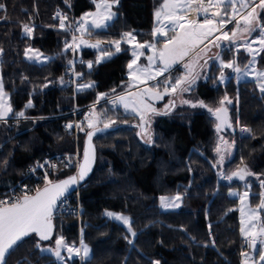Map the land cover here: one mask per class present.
Segmentation results:
<instances>
[{"label":"trees","instance_id":"trees-1","mask_svg":"<svg viewBox=\"0 0 264 264\" xmlns=\"http://www.w3.org/2000/svg\"><path fill=\"white\" fill-rule=\"evenodd\" d=\"M0 3L6 6V11H0V70L13 113L61 115L73 104L85 106L97 94L107 95L125 87L130 58L125 46L110 59L94 63L91 70L83 64L82 83L92 81L95 87L77 90L73 97L72 87L65 81L71 54L70 50L63 51L68 37L54 17L59 11L67 17L66 24L72 23L92 7L90 0ZM154 5L155 0H119L114 21L91 34L110 41L133 31L138 40L144 41L149 38ZM25 23L33 25L31 36L22 33ZM27 47L38 49L50 59L42 64L26 60ZM230 51L224 52V57L229 58ZM80 56L84 62L93 59L94 52L83 49ZM218 72L219 67L212 64L208 81L197 84L193 91L209 106L216 105L225 95L233 101L227 105L228 119L235 129L230 132L227 127L223 131L234 139L235 149L221 175L247 166L255 176H247L246 181L219 180L213 153L216 119L211 112L194 110L187 122L160 114L145 141L137 136L140 127L135 115L106 106L104 111L113 116L117 127L93 138L95 166L78 190L83 240L90 247V257L58 262L51 253L36 248L37 238L32 234L10 252L7 264H153L157 260L160 264H241L243 238L238 199L231 197L228 190H244L247 182L254 201L264 191L260 188L264 178V94L250 82L235 84L230 79L224 85L217 83ZM60 78L64 80L62 84ZM29 100L33 107L25 108ZM67 119L57 116L41 120L30 131H15L13 127L6 130L0 145V191L14 185L29 163L48 153H65L72 148L70 137L61 127ZM237 126L250 131L239 135ZM71 174L73 170L61 169L54 180ZM172 193L182 195V208L161 211L159 195ZM105 210L130 217L137 233L134 244L128 243L125 237L130 239L129 233L120 223L104 215ZM53 222V238L63 236L68 243H77L75 218L54 215Z\"/></svg>","mask_w":264,"mask_h":264},{"label":"snow or ice","instance_id":"snow-or-ice-1","mask_svg":"<svg viewBox=\"0 0 264 264\" xmlns=\"http://www.w3.org/2000/svg\"><path fill=\"white\" fill-rule=\"evenodd\" d=\"M67 3L68 0H65ZM96 4V10L94 12L86 13L80 18L75 28H72V24H66L67 17L57 11L54 19L58 18L60 21V28L65 31H72V39L70 42H65L64 52L71 50L77 52L82 46L97 49L100 55L96 60L88 61L87 68L91 70L94 63L99 64L107 59H110L115 53H119L121 49V43H128L132 45L133 59L128 63L129 69V87H136L139 84H147L150 80H156L160 76H164L169 72L174 64L189 58V62L185 63L184 67L187 69L185 74L181 77L175 78L173 81L171 77H166L163 84V93L158 90L159 85L156 88L145 87L135 93H128L127 95H120L117 99L124 104L126 110L131 107V111L140 116L141 121L144 120V112L152 111L156 112L149 103L148 99H162L164 95L175 93L178 89L181 92H188L192 86L196 83V80L200 78V73L195 71L197 66H200V53L206 54L207 45L205 41L213 43L215 47H222L218 41L221 36L224 40H228L230 43H236L238 40V33H247L252 36V33L257 32L258 35L251 39L244 41L243 44L236 43L235 55L232 60L225 61L220 53H217L214 59L219 62L220 74L217 78L220 83L225 82L229 77L225 70L231 69L232 72L237 74L239 79L240 75L252 74L257 84L258 90L264 94V70H260L256 67V57L261 53H264V24L259 22V16L256 13V8L264 9V0H207L208 7H205V0H163L160 8L154 12L156 20V26L153 28L152 35L155 38L157 35L164 36L166 39L163 42L162 47H157L156 43L144 42L134 43L136 40L135 35L132 32L122 33L121 39L109 41L110 47H103V42L96 40L95 43H89L83 39L85 35H91L92 29H103L107 27L108 21L113 20L117 15L112 11L114 5L119 4V0H93ZM195 5V9H193ZM71 5L69 4V7ZM215 8L211 17L205 18L202 22L198 20L187 19V15L190 11L195 10L198 14L203 12L207 17L209 8ZM241 9H244L241 12ZM0 11H6V6L0 3ZM240 17L237 19V17ZM167 21V24L164 21ZM235 22L236 27L229 34L228 31L223 29L229 24ZM170 26V27H169ZM168 29L173 35L168 36ZM23 31L26 36H31L33 28L28 24L23 25ZM76 33L80 34V38L76 36ZM220 33V35H214ZM212 38V39H210ZM204 45V47H201ZM256 45V47H254ZM241 48L249 55L247 63L241 68L237 62L236 56L239 55ZM114 49V52L112 51ZM144 49L152 50V55L147 56V65H138L137 61L140 57L144 56ZM3 49H0L2 54ZM25 56L29 60L42 62L49 58L43 57V54L38 49L28 48L25 50ZM74 61H69V65L73 66ZM81 63H84L81 61ZM207 64V61H204ZM202 67V66H201ZM74 72V67H73ZM77 79L83 77V73H75ZM26 79V78H25ZM61 78V83H63ZM47 87V85H44ZM95 87L94 82L86 84H79L77 90L81 91L88 88ZM115 91V90H113ZM105 94H99L97 100L104 98ZM237 103L239 96L237 95ZM182 103L189 104L191 107H208L200 101L198 104L189 100H183ZM221 107L211 108L208 107V111L216 115L217 120L220 123L217 125V131L221 129V125L228 128H232L233 125L228 119V109L224 107L225 103L232 104L233 101L225 95L220 100ZM33 107L31 100L27 102L25 108ZM94 107V106H93ZM167 108V105H166ZM15 116L24 117V111L13 113V109L7 100V93L4 90L3 78L0 77V122H6L9 114ZM87 119V118H86ZM97 119L93 117V120ZM93 120H89L88 127L93 128ZM116 123L115 120L107 118V122L104 123V129H108ZM236 124L239 125V118L236 119ZM71 129L74 125H66ZM80 128V125H75ZM83 131V128H81ZM97 131L102 129L96 128L95 131L87 133L88 143L84 149L83 160L77 165V175L70 176L64 180L53 181L48 178L47 172H45L44 180L45 184L43 188H37L34 195L24 194L22 197H17L12 201H0V264H7V257L10 252L18 246L26 237L35 234L38 237L36 241V248L40 251H47L55 256L59 261L72 260L74 257H79L81 261L87 260L90 255V249L84 243L83 229H81V239L79 240V247L75 243H68L63 236L55 238V247L44 248L41 245V241H50L53 239L54 224L53 213L58 202H62L61 198H65L69 190L83 181L91 171L92 161L94 159V148L91 145L92 136ZM241 132H248L243 126L240 127ZM221 141L224 145L222 151L218 144L216 152L219 155V162L222 164L226 152L232 147L228 141ZM234 143V142H233ZM5 164L7 161L4 162ZM47 163V162H45ZM71 164L69 160L66 166ZM41 168L43 164L39 165ZM216 166V165H214ZM55 167V165H50ZM247 166L238 171H234L231 174H222V178L228 181L238 179L240 181H246L247 176H255ZM259 179V177H257ZM250 185L246 182L245 188L247 189L243 194L238 192H231V196H238L241 201V228L240 232L246 241H250L251 246L255 251L256 244L264 245V221L261 220L259 213L264 210V191L259 193L260 204L257 208L246 206V202L250 196ZM260 188L264 189V179L260 180ZM183 197L177 194L174 197H160L161 208L174 209L179 208ZM107 217H110L123 225L127 226V231L133 239H128L129 244H134V238L137 233L132 228V221L128 216L122 214H116L112 212H105ZM247 217V219H245ZM260 222L259 230H256V223ZM211 228V226H209ZM194 239V238H193ZM214 245V241H213ZM62 253H67L65 257ZM245 257V264H247L250 257L247 253H243ZM258 258L261 264H264V246L259 249ZM252 264H256L255 258L252 257ZM153 264H160V261H153Z\"/></svg>","mask_w":264,"mask_h":264},{"label":"rangeland","instance_id":"rangeland-1","mask_svg":"<svg viewBox=\"0 0 264 264\" xmlns=\"http://www.w3.org/2000/svg\"><path fill=\"white\" fill-rule=\"evenodd\" d=\"M90 2L92 4V7L89 10H87V11L83 12L82 14H80L79 16H77L74 19V21L71 23L73 29L76 26V24L74 22H78L80 20V18L82 16H84L86 13L94 12L96 10V4L93 2V0H90ZM96 2L98 3L99 0H96ZM256 2L258 3L257 0H256ZM162 3H163V0H155V5H154L153 11H152V24H151L149 38H147L144 41H140V40H138L137 36L135 35V33L133 31H126V32H132L135 35L136 40L134 41V43H136V42H138V43L152 42V43H156L157 47H162L163 46V42L166 39V37L157 35L154 38L153 35H152L153 28L156 26V20H155V17H154V12L158 8L161 7ZM116 7H117V5H114L113 8H112V11L115 12V13H116ZM205 7H208L207 0H205ZM193 9H195V5H193ZM213 11H216V9L210 7L209 8V12H208L207 17H206L203 12H200L198 14L195 10H192V11H190L188 13L187 19L198 20V21L202 22L205 18L211 17V14H212ZM243 11H244V9H241V12H243ZM256 13L259 16V22L261 24H264V9H261V8L257 7L256 8ZM115 18H116V16L113 18V20L108 21L107 26L110 23H112ZM239 18L240 17H237V19H239ZM164 23L167 24V21L165 20ZM25 24H27V23H25ZM25 24H23V25H25ZM229 24L223 30L224 31H228L229 34H231V31L236 27V25H235V22L229 23ZM28 25L31 26V27L33 26L32 24H28ZM59 29H61V28H59ZM103 29H105V28H103ZM103 29H92L91 33H92V31H99V30H103ZM63 31L66 33V35L68 37V42H70L71 39H72V35H73L72 31H65V30H63ZM165 31H167V35L168 36L173 35V33L171 31H169L168 29H165ZM258 32H259V29H257V32L252 33V36H249L247 33H238V37L239 38H238L236 43L243 44L244 41L251 40V39L255 38L258 35ZM22 33L24 34V31H22ZM214 35H220V33H215ZM76 36L78 37V39L80 38V34L79 33H76ZM82 38L87 40L89 43H95L96 40H100V41L103 42V47H105V48L110 47V45L108 44L109 41L98 39L97 37L92 36V34L91 35H85ZM119 39H121V37L116 38L114 40H119ZM210 39H212V38H210ZM114 40H110V41H114ZM218 43H220L222 47H215L213 43H209L208 41H205V44L207 45L206 54L204 52L200 53V57H201L200 66H197L195 68V71L200 73V78L196 80V83L192 86L191 90L188 91V92H181L178 89L175 93L164 95L162 99H154V98L153 99H148L147 103H149L153 108H155L156 112H152L150 110L149 111H145L144 112V120L142 122L140 116H138L134 112H132L131 111V107L128 110H126L125 107H124V104L122 102H120L117 99V97H119L120 95H127L130 92H132V93L138 92L140 89L145 88V87L156 88L158 85H159L158 90L161 93H163V84L165 82V78L166 77H171L172 80L174 81L175 78L183 76L185 74V72L187 71V69H185L184 65H185V63L189 62V58L186 57L184 60L179 61L176 64H174L172 66V68L169 70V72L165 73L164 76H160L156 80H150V81L147 82V84H139L137 82L138 86L130 88L129 87V84H130L129 69H128L127 65L133 59V56H132V45L122 42L121 43V49H122L123 46L127 47L129 55H130V58H129L127 64H126L127 82L125 84V87L122 90L118 91V92H112V93L107 94V95L105 94L104 98L99 99V101L97 100L99 94H97L95 96V99L91 103H89L88 105H85V107L87 108V113L90 114V118L87 119L85 121V124L82 125L81 128H83V131L81 130V128H78V130H79L78 134H73V135L68 134V132H66L63 129V127H62V122L63 121L61 122V127H62L63 131L65 132V134L70 137V141H71V144H72V148L68 152L79 151V153H81V156H82V146H83L84 135L90 129H92V128L88 127V122H89V120H93V117L97 118V119L93 120L94 127L103 126L104 123L107 122V118H111L113 120V116L106 114V112L104 111V108L105 109L107 108L106 106H109V107H112V108L119 107L124 113L135 115L138 118V124H139V127H140V129L138 131L140 132V137L143 140H145V141H147L149 139V137H150L151 126L153 124L154 119L160 114L170 115L172 118H178L179 120L187 122L188 121L187 120V116L192 114V112L194 110H205V111H208V107H211L213 109L221 107V105L219 103L221 99H219L218 103L216 105H214V106H209L207 103H205L203 101V103L205 105H207L208 107H199V106H197V107L194 108V107H191L189 104L182 103L183 100H189V101L195 102L197 104L200 101H202L194 94L193 90H194V87L197 84L208 81L209 75H210L209 70H210V67H211L212 64L214 66L219 67V62L214 59V57L216 56L217 53H220L222 58L226 62L233 59V56L235 55L236 43H230L228 40H224L222 36H221V39L218 41ZM201 47H204V45H201ZM254 47H256V45H254ZM28 48H31V47H27L26 49H28ZM31 49H34V48H31ZM83 49H90V50H92L94 52L93 59L86 60V61L84 60V63L86 65H87L88 61H93L94 62L96 60L97 56L100 55V52L97 49H93V48L85 47V46H82L75 53L70 50V54L71 55H70L69 61H74L75 63H74L73 66L68 65L67 70H66V74L67 75H66L65 81H66V83L68 85H71L72 92H73V97L75 96V93L77 91V86L79 84H86V83L92 82V81H88V82H83L82 83V81L84 80L83 79L84 76L81 79L75 78L73 83H71L69 81L70 75L68 74V69L70 67H71L70 71H71L72 74H74V72L75 73H82V68H83V64L84 63H81V61H83V60H82V58L80 56V53H81V51ZM25 50H24V58L26 60L30 61V62H34V63H37V64H42V63L47 62L50 59L49 55L39 51L40 53L43 54V57H47L49 59L43 60L42 62L29 60L25 56ZM229 50H231L230 51L231 52V54H230L231 56L229 58L224 57V52H228L229 53ZM112 51L114 52V49H112ZM143 51H144L145 55L140 57V59L137 61L138 65H147V63H148L147 56L152 55V50H150V49H144ZM114 54H116V53L114 52ZM236 59H237V62L239 64V66L241 68H243L244 65L247 63L248 59H250V57L244 51V49L241 48V50L239 52V55L236 56ZM205 60L207 61V64L204 63ZM256 60H257L256 67L258 69H260V70H264V53H261L260 55H258L256 57ZM73 67H74V72H73ZM225 72H226L227 76L229 77V79H227L223 83H220L218 81V79H217V83H220V84L224 85L230 79H232L235 84H239L241 82H250V83H253L255 85V87L257 88V90H258L257 84H256V82H255V80L253 78V75L251 73L248 74V75L241 74L239 79H238L237 78V74L232 72L231 69H226ZM219 74H220V70H219V72L217 74V78L219 77ZM0 77H1V70H0ZM215 83H213V84H215ZM59 84H62L61 83V78L59 79ZM7 100H8V103L10 104L8 95H7ZM166 105H167V108H166ZM83 107L84 106H77L76 104H73V107H72L71 110H69V111H67V112H65V113H63L61 115L59 114V115H49V116L38 115V114L35 115V116H28L27 114H25L24 117H19V116H15V115L10 113L9 116L7 117V119H6V122H0V145L4 142L3 139H4V136H5V133H6V130L9 127H13L15 131H20L22 129H26L27 131H30V130L33 129V127L39 121L45 120V119H50V118H55L57 116L68 117V119L64 120V121H67L69 124H72V122H73L72 111L74 109L78 110L79 108H83ZM224 107H226L228 109V114L230 116V107L227 105V103H225ZM81 112H83V111H80V113L78 115H80ZM214 125L216 127V122L214 123ZM112 126H114V125H112ZM234 129L235 128L232 127V128H229L228 131L233 132ZM222 131H223V129H220L219 132L217 131L215 144H214V147H213V153H214L215 158H216L215 162H214V165H216V166H214V168L216 169V172H217V174H218V176L220 178L219 180H224L222 178V175H221L222 170L225 167L226 163H228L230 161V159L233 157L234 149H235V143H233L234 139L228 138L229 136L228 137L226 136V133H224L225 131H223V132ZM237 132L239 133V135H242V136L246 135V132H241L240 131V126H237ZM221 138H223V141H228L229 144L232 145V147L230 149H228L226 152H224L225 159H224L222 164L219 162V155L216 152V148H217L218 144L220 145L222 151L224 150V145H223V143L221 141ZM56 153H62V152L48 153L45 156L53 155V154H56ZM59 170H61V169H58V171ZM54 175H53V177L51 176V179L53 181H54ZM246 190L247 189L239 191V190H237L235 188H230L228 190V194L230 195L231 192H238L240 194H243ZM261 192H259V193H261ZM177 194H179V193L161 194V195H159V197H158L159 209L161 211H170V210H179L180 208H182L183 202L180 203V207L179 208H174V209H171V208L170 209H163V208H161L160 197H174ZM257 196H258L257 201L252 200L250 198V196H249L248 201L246 202V206H250L252 208H257L258 205L260 204L259 194H257L256 197ZM231 197H236L238 199L239 223H240V228H241V213H240V208L242 206L241 205V201H240L238 196H231ZM105 212H112V213L122 214V215L128 216L127 214H125L123 212H119V211L105 210L104 211V215H105ZM259 216H260L261 220L264 221V210L260 211ZM73 218L76 219V222H77V225H78V229H77L78 230V235H77V239L78 240H77L76 246L79 247V240L81 239V229H82L81 222H80L81 221V215L79 217H73ZM107 218H109L111 220H114V219H112L110 217H107ZM245 219H247V217H245ZM114 221H116V220H114ZM116 222H118V221H116ZM118 223H120V222H118ZM120 224L127 230V226L123 225L122 223H120ZM259 227H260V222H257L256 223V230L257 231L259 230ZM240 234H241V232H240ZM129 236H130V233H129ZM56 237H58V236H56ZM241 237L243 238V244H242V247H241V249H242L241 250V264H245V257L243 255V253H247L248 256L250 257V259L248 260L247 264H252V259H251L252 257L255 258L256 264H261V262L259 261V258H258V252H259V249L262 246H264V245H260L259 243H257L256 247H255V251H254V249L250 250V241H246L245 238L242 236V234H241ZM55 238H53L50 243L43 244V245L41 244V245L44 248H48V247L54 248L55 247ZM130 239H133V238L130 236ZM86 245L90 249L89 245L88 244H86ZM42 252H47V251H42ZM62 254L65 257H67V253H62ZM90 254H91V251H90ZM89 257H90V255H89ZM77 258L79 259V257H77ZM57 261L61 262V263L64 262V261H59V260H57ZM79 261H81V260L79 259Z\"/></svg>","mask_w":264,"mask_h":264},{"label":"built area","instance_id":"built-area-1","mask_svg":"<svg viewBox=\"0 0 264 264\" xmlns=\"http://www.w3.org/2000/svg\"><path fill=\"white\" fill-rule=\"evenodd\" d=\"M70 69L71 67L68 69V74L70 75L69 81L73 83L76 77L71 73ZM80 111L83 112L78 115ZM72 115V125H74L73 128L69 129L66 127V125H69L67 121L62 122L63 129L70 135L78 134V127H75V125H80L82 127V125L85 124V121L90 118V114L87 113V108L85 106L83 108H79L78 110L74 109L72 111ZM69 160H71V164L69 166H66ZM80 160L81 153H79V151H76L47 155L41 159L29 163L26 166L23 175L14 183V185H12L7 190L0 191V201H12L17 197H22L24 194H33L37 188H41L42 186H44L45 172H47L49 179H51V176L53 177V175L56 174L58 169H69L73 170V173H75ZM41 164L44 165L43 168L39 166ZM50 165H55V167H50ZM78 190L79 187L74 192L66 195L65 198H61L62 202H58L55 208V215H62L65 217L80 216L81 204L79 200Z\"/></svg>","mask_w":264,"mask_h":264},{"label":"water","instance_id":"water-1","mask_svg":"<svg viewBox=\"0 0 264 264\" xmlns=\"http://www.w3.org/2000/svg\"><path fill=\"white\" fill-rule=\"evenodd\" d=\"M227 115H228V114H227ZM212 116L216 119V129H217V125L220 123V121L217 120L216 115H214L213 113H212ZM116 127H117V126L114 125V126L109 127L108 129H104V125H103V126L94 127V128H92V129H90V130L88 131V132H90V131H95L96 128L102 129V131H97V132H95V134L92 136V139H91V145H92L93 148H94V159H93V161H92L91 171L89 172L88 176H87L83 181H81L79 184L73 186V187L69 190V193H67L66 195H68V194L74 192V191H75V190H76V189H77V188H78L83 182H85L86 179H88V177L90 176V174L92 173V171H93V169H94L95 161H96V149H95V145H94V142H93V138H94L96 135H98V134H102V133H105V132H107V131L113 130V129H115ZM225 128H227V127L224 126V125H221V129L224 130ZM88 132H87V133H88ZM87 133L84 135V139H83L82 156H81V160H80V162H82V160H83L84 149H85V147H86V144L88 143ZM137 136L140 138V132H139V131H137ZM77 173H78V168H77V170H76L75 173H73V174H71V175H69V176H66V177H64V178L58 179V180H54V181L64 180V179H66V178H68V177H70V176L77 175ZM43 187H44V186H42L41 188H43ZM34 194H35V192H34L33 194H31V195H34ZM54 215H55V210H54L53 216H54ZM53 224H54V222H53ZM53 234H54V232H53ZM34 235H35V234H34ZM36 238L38 239V237H36ZM41 242H47V241H41ZM252 249H253V247H252L251 244H250V250H252Z\"/></svg>","mask_w":264,"mask_h":264},{"label":"crops","instance_id":"crops-1","mask_svg":"<svg viewBox=\"0 0 264 264\" xmlns=\"http://www.w3.org/2000/svg\"><path fill=\"white\" fill-rule=\"evenodd\" d=\"M258 1V0H257ZM239 17V16H238ZM230 25V24H229Z\"/></svg>","mask_w":264,"mask_h":264}]
</instances>
